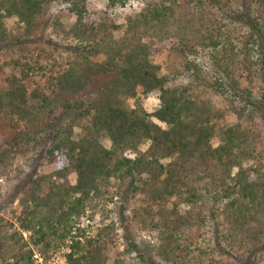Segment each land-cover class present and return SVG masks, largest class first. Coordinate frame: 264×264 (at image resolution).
<instances>
[{
    "label": "trees",
    "instance_id": "trees-1",
    "mask_svg": "<svg viewBox=\"0 0 264 264\" xmlns=\"http://www.w3.org/2000/svg\"><path fill=\"white\" fill-rule=\"evenodd\" d=\"M65 1L75 16L67 30L78 42L72 58L53 73L16 62L18 73L5 74L0 91V177L14 171L27 187L15 218L20 231L0 221V264H34L21 231L44 253L70 238L66 264H126L120 256L110 261L109 226L94 236L71 232L87 208L101 207L114 187L127 184L142 195V221L157 233L162 260L258 264L264 153L254 119L264 120V0H107L111 11L140 3L118 37L107 29L120 27L90 19L86 0ZM50 2L0 0V43L10 18L22 38L36 35ZM227 14L235 19L229 24ZM175 33L176 55L160 73L152 44ZM242 79L250 86L240 87ZM148 93L159 101L150 111L143 107ZM223 94L226 105H219L214 98ZM37 158L54 169L38 175L18 164ZM208 225L211 246L195 245ZM128 242L142 262L155 263Z\"/></svg>",
    "mask_w": 264,
    "mask_h": 264
},
{
    "label": "rangeland",
    "instance_id": "rangeland-1",
    "mask_svg": "<svg viewBox=\"0 0 264 264\" xmlns=\"http://www.w3.org/2000/svg\"><path fill=\"white\" fill-rule=\"evenodd\" d=\"M139 7L140 3L138 1H131L124 7H118L111 11L107 10V0H86V9L90 19L97 22L100 21L102 24H113L120 27L116 30L108 27L107 33H111L114 37L122 35V26L125 23V19L136 13ZM219 9L220 8H211V11L218 16L221 12ZM223 13L225 12L222 11L221 14ZM230 15L227 14V16L224 17V21L228 24L235 20L233 16ZM57 20L59 23L58 25L55 24ZM74 20L75 16L70 11L69 4L65 0H51L46 22L42 25L41 29L38 30L36 35L29 36L27 39L21 37L22 30L20 31L19 25L13 18L6 19L4 25L7 39L5 42L0 43V91L3 90L5 86V74L11 71L18 73L17 70L14 69L16 62L37 68L41 67L43 71L47 73H53L59 68L64 67L67 64V60L72 58L73 51L78 45L76 40L67 35V30ZM237 29H239V27ZM178 42L179 38L176 33L153 42L154 55H152L151 59L153 62L160 65V73L167 71L169 61L176 55L173 47H178ZM189 54L194 56L193 52H189ZM197 58L208 70L215 72V70L212 69L211 60H209L207 56L199 53L198 56H196V59ZM226 81L228 82V80ZM261 84L264 85L263 83ZM261 84L256 82L254 85L253 94L256 101L261 100ZM239 85L242 88L250 86L243 79ZM224 96V94L215 96L214 99L219 105H226L223 100ZM143 103V107L148 111L154 110L159 104L158 95L148 93ZM261 115L262 114L255 117L254 124L263 141L261 150L264 153V120L262 119L263 115ZM100 140L106 147L110 146L107 137L102 136ZM146 145L147 144H145L143 148H145ZM125 156L133 157V154L127 151L125 152ZM19 162L18 164L24 166L26 172H33L35 170L38 175L49 173L54 169L53 164L43 158H37V160L31 161L30 163H26L27 161L25 162V160L24 162L19 160ZM71 180H74L73 176ZM128 185L129 184L121 186L119 191L114 187L112 199L104 203L101 207L94 210L92 208H87L78 220L75 221V226L71 233L74 234L76 232V227H79L84 229L85 235L94 236L99 228L109 226L110 243L108 254L110 261L120 256L126 264H150L147 261L142 262L136 251H129L131 248L128 240H132L139 248H143V250L146 249V252L153 258L154 264H172L162 260L156 254L155 251L159 240L157 238V233L149 228L147 222L143 223L142 221L144 218V214L140 208V199L142 195L131 194L130 190H127ZM26 188L27 187L21 184L20 177L16 178L14 171L10 173L8 178L4 176L0 177V221L3 227H5L7 222H10L12 223L13 230L20 231L15 218L20 211L19 200L24 196V190ZM0 230H2L1 227ZM21 233L23 238L27 240L28 247L32 250L31 257L34 264H66L65 255L69 251L70 238L65 239V241L60 243L56 248L50 247L44 253L28 240L29 232L21 231ZM210 235L211 226L202 227L199 231V236L195 239V245L208 248L211 246L209 242ZM79 240L83 241V237L80 236ZM260 254L263 256L259 258L258 264H264V246Z\"/></svg>",
    "mask_w": 264,
    "mask_h": 264
}]
</instances>
